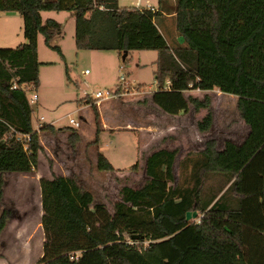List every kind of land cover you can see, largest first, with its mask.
<instances>
[{"label": "trees", "instance_id": "16d2710c", "mask_svg": "<svg viewBox=\"0 0 264 264\" xmlns=\"http://www.w3.org/2000/svg\"><path fill=\"white\" fill-rule=\"evenodd\" d=\"M168 9L120 6L118 0H0V15L17 12L24 19L26 42L0 47V173L30 172L43 150L32 126L28 92L40 85L38 38L48 46L62 32L61 24L42 11L69 10L75 17L77 49L155 50L157 90L150 100L170 115L207 110L196 122L201 133L214 123L211 96L190 90L237 96V109L249 131L241 143L216 138L201 151L189 152L174 173L177 151L162 148L145 161L146 182L124 185L113 211L96 203L70 176L41 177L43 254L37 264H181L191 250L223 258L239 254L246 264H264V0H175V26L183 43L170 42L157 18ZM143 87L137 84L136 88ZM117 93L121 92L118 85ZM100 147V113L90 95ZM14 128L13 134H8ZM44 131L57 130L42 125ZM19 134L30 137L18 139ZM69 140H79L72 129ZM138 163L132 166L136 169ZM97 167L114 172L98 149ZM4 181H0L2 194ZM197 211V220H187ZM10 213L0 216V235ZM139 235L133 239L132 235Z\"/></svg>", "mask_w": 264, "mask_h": 264}, {"label": "rangeland", "instance_id": "374dc122", "mask_svg": "<svg viewBox=\"0 0 264 264\" xmlns=\"http://www.w3.org/2000/svg\"><path fill=\"white\" fill-rule=\"evenodd\" d=\"M136 1L121 0L119 5L135 7ZM165 2L168 3V0ZM42 18L44 22L53 18L62 27V32L52 41L60 50L48 46L44 35H39L38 54L42 62L40 85L37 90L28 92L29 98L34 94L39 97L31 103L32 126L41 133L44 148L39 154L40 164L35 170L0 173V181H4L0 194V216L4 211L10 213L7 225L0 235V264H37L42 257L44 230L41 223V177L70 175L83 190L92 192L96 203H103L112 212L114 203L120 200V189L124 185L137 188L146 182L148 176L145 161L153 151L162 148L177 151L174 173L178 180L180 161L189 152L201 151L207 139L216 138L221 149L225 140L241 143L249 131L237 109V96L223 93L219 89L188 92L198 97L205 93L211 96L214 123L212 130L206 133L197 130L196 122L205 116L207 110L197 113L191 110L186 114L173 116L156 107L150 100V95L157 90L154 74L157 51H134L129 54L128 61L124 62L118 51L77 49L75 17L71 11H42ZM25 42L23 17L11 13L0 15V47L15 48ZM86 69L91 74H86ZM121 72L130 85L129 91L110 99H97V91L116 92L118 85L124 87ZM137 84H142L143 87L137 89ZM86 94L93 97L95 103L99 101L103 104L104 112L112 119H109L112 124L126 126V122L122 123L125 115H132L144 127H151V132H144L146 134L142 133L141 137L135 130L107 131L100 135L98 147L93 143L96 131L93 108L82 102ZM116 105L122 108L121 111L114 107ZM71 119L78 121L80 127L70 123ZM168 122V125L165 124ZM39 124H53L57 130L44 131ZM128 128L132 129V126ZM146 128L144 130L147 131ZM72 129L82 130L79 146H72L70 143ZM153 138H157L156 141H152ZM99 148L108 156L116 171L98 169L96 157ZM137 163V168L132 169ZM181 264L245 263L235 253H225L223 258H218L209 253L191 250Z\"/></svg>", "mask_w": 264, "mask_h": 264}, {"label": "crops", "instance_id": "0c3cea01", "mask_svg": "<svg viewBox=\"0 0 264 264\" xmlns=\"http://www.w3.org/2000/svg\"><path fill=\"white\" fill-rule=\"evenodd\" d=\"M119 1H121V0H118V3H119ZM133 2V1H132ZM135 2V1H134ZM121 4V3H120ZM135 4H137V6H135V7H139V8H146V7H154V8H158L159 7V5H160V0H137L136 1V3ZM167 5H168V9H165V8H163L162 9V12H163V14L160 16V17H158L157 18V23H158V26H159V28H160V30L162 31V33L165 35V37L167 38V40L168 41H170V42H174V41H176V42H178V43H183L184 42V39H183V37L182 36H179L178 34H177V31H176V26H175V12L173 11V6L175 5V0H168V3H166ZM120 6H124V5H120ZM132 7V6H131ZM9 13H11L12 15H20L19 13H17V12H3V13H1V15H6V14H9ZM27 41V40H26ZM100 53V52H99ZM97 55H100V54H97ZM119 55V57H121V54L119 53L118 54ZM87 74H91V72L90 73H87ZM135 97V96H134ZM38 99H39V97H38ZM37 99V100H38ZM94 98L92 97V101L93 102H95V100H93ZM85 103V102H84ZM88 105H90V104H87L86 103V106H88ZM96 105H97V107H98V110H99V113H100V122H101V129H102V132H101V134L100 135H102L103 133H105V132H113L114 130H118V129H128V130H135L141 137L143 136V134L142 133H144V132H146V133H150L151 131H150V128L151 127H149V128H146V127H144L145 125L144 124H142V123H140V120L137 118V117H135V116H132V115H130V116H128L127 114L125 115V119H124V121L122 122L123 124L126 122L127 123V125L126 126H122V127H119V124H112L110 121H109V119L110 118H108L107 117V115H106V113L104 112V106H103V104L101 103V102H97L96 103ZM111 107H113V106H111ZM116 109L118 108L119 109V111H121V107L120 106H118V105H116V106H114ZM137 107V106H136ZM114 108V109H115ZM116 111V110H115ZM111 114V113H110ZM109 114V115H110ZM111 116V115H110ZM149 116V114H147V116L146 117H148ZM173 116H177V115H173ZM95 119V118H94ZM110 120H112V119H110ZM154 121V120H153ZM95 123V122H94ZM117 123V122H116ZM118 123H120V122H118ZM165 124H169V122L168 123H165ZM53 125V124H52ZM154 125V124H153ZM55 126V125H54ZM96 126V125H95ZM129 126H132V129H130V128H128ZM149 126V125H148ZM156 126H158V125H156ZM80 127V126H79ZM155 127V126H154ZM137 128V129H136ZM148 129L147 131L146 130H144V129ZM163 128H164V126H163ZM167 128V127H166ZM140 130V131H137V130ZM60 131V130H59ZM58 131V132H59ZM95 133H96V131H95ZM146 133H144V134H146ZM78 134H79V140H78V142L76 143V146H79V143H80V141H81V139H82V130H78ZM40 135H41V133H39V138H40ZM157 135H155V137H156ZM158 137V136H157ZM150 139V138H149ZM154 140H152V141H156V139L157 138H153ZM41 141H43L41 138H40V142ZM91 142V141H90ZM42 144V143H41ZM149 145V144H148ZM42 146H43V144H42ZM43 148H44V146H43ZM144 149V146H142L141 147V150H143ZM99 150H100V148H99ZM103 152V151H102ZM104 153V152H103ZM138 153H139V150H138ZM105 154V153H104ZM106 155V154H105ZM107 156V155H106ZM108 157V156H107ZM97 158V157H96ZM109 159V158H108ZM112 163V162H111ZM39 164H40V162H39ZM114 166V165H113ZM61 175H63V176H67V175H64V174H61ZM70 176V175H69ZM50 178H52V177H50ZM239 255V254H238ZM240 256V255H239ZM246 264V263H245Z\"/></svg>", "mask_w": 264, "mask_h": 264}, {"label": "built area", "instance_id": "2783aa9c", "mask_svg": "<svg viewBox=\"0 0 264 264\" xmlns=\"http://www.w3.org/2000/svg\"><path fill=\"white\" fill-rule=\"evenodd\" d=\"M85 73L86 74L90 73L89 69H86ZM120 75H121L120 76L121 81L125 82L124 83L125 84L124 87L123 86L121 87L122 92L121 93L120 92L117 93V92H113L111 90L97 91L96 92L97 99H110L111 97H117V96H120V95H124V94H126L129 91L130 85L126 82V78H125L124 74L121 72ZM132 88H134V86H132ZM86 95H89V94H86ZM37 99H38V95L37 94H34L31 98H29L30 103H33V102L37 101ZM70 123L74 124L76 127L80 126V123L78 121H75L74 119H71ZM41 126L42 125L39 124V127H41ZM14 131H15L14 128H12L11 132L8 134V137H10L13 134ZM29 137L30 136L28 134H19L18 135V139H21V138L29 139ZM196 219H194V220H196Z\"/></svg>", "mask_w": 264, "mask_h": 264}, {"label": "water", "instance_id": "95a60500", "mask_svg": "<svg viewBox=\"0 0 264 264\" xmlns=\"http://www.w3.org/2000/svg\"><path fill=\"white\" fill-rule=\"evenodd\" d=\"M128 55V51H125L122 55V59L123 61L126 59ZM198 217V212L197 211H188L186 213V219L189 221V220H192V219H196ZM140 236L135 234V235H132V238L133 239H138Z\"/></svg>", "mask_w": 264, "mask_h": 264}]
</instances>
